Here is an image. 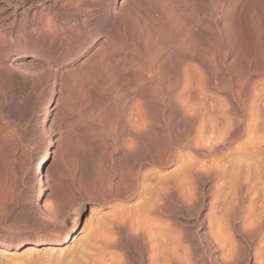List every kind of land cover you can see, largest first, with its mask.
<instances>
[{
  "label": "rangeland",
  "instance_id": "rangeland-1",
  "mask_svg": "<svg viewBox=\"0 0 264 264\" xmlns=\"http://www.w3.org/2000/svg\"><path fill=\"white\" fill-rule=\"evenodd\" d=\"M86 1L87 0H72V1H70V0H65V1H63V0H0V126H2L0 129H2V132L4 131L3 137L6 140L5 144H0V152L3 154L2 155L0 153L1 158H2V160L5 159L3 163L0 162V166L2 165L0 167V170H2L1 168H3V170H4L7 167L5 172H7V170H8V173H5V172H2V173L4 175L8 174L12 177L17 173L15 176H17V175L18 176L17 177L14 176L15 178L13 177V181L16 179L14 181V187H15L16 191L19 188L21 190V191L18 190V191H20L19 193L17 192L18 194L16 193V195L19 197L17 198L16 206L13 207L11 212H8L10 215L9 214L7 215V213L6 214H0V241L9 242L10 244H12V246H10L6 249L0 248V264H92V263H94V260H96L98 258L96 252H100V254H102L101 250L105 251V252L108 251L110 254H112L111 256H113L115 254L114 255V257H116L115 260L116 261L118 260V262L120 261L119 262L120 264H154V263L155 264H158V263L162 264L163 263L162 257L160 258V254L162 255V253H160L159 251H157V253L152 251V253H154V254L156 253V255L152 254L151 257L149 256L150 251L146 247V245H147L146 239L149 238V240L151 242L154 241V242H152V246L155 249L158 246V244H162L163 241H164V245H163L164 247L169 246L168 240L162 241V239H166V237L169 235H171V236L173 235L174 237L176 236L175 237L176 240H178L179 237L181 238L180 239V241H181L180 250L177 252L178 264H252L253 263L252 262L253 256L250 255V253L253 250L254 242L259 241V242H261V245H264V243H263L264 242L263 241L264 240V213H263L264 212V195H262V197H260L261 193L264 194V190H262V189H264L263 188L264 187V180H263L264 176L263 175H260L256 171H255L256 176H255V172H253V171H252L253 173L247 171L249 173L247 175L246 170L244 168L234 166V169H232L233 166H231L228 168V174L222 173L220 175L222 177L219 176L217 179H215L216 181L215 180L211 181V183L214 184L213 185L214 191H212L213 190L212 188H211L212 190L209 189V191H208V187L211 184H209L207 181L204 183H201V182H199V180L197 181V179L195 177L194 178L196 180L195 179L194 180L196 182L194 181L193 185H196V183H197V185L192 186L191 185L192 183H190L186 178H184V173L179 169V164H180L179 159L177 160V163H176V160H174V161L170 162L169 164L162 165L163 167L160 165L151 164L150 159H148L149 153L146 154L148 151L150 152V150H151L150 148H148L149 150L147 148H145V147H149L147 144H145L147 146H145L144 148H142L144 146V144H139L138 147H140V148L136 147L138 149V151L136 148H134V152H132L133 149L130 150V152H129V149L134 147V146H129L130 148H128L127 154L122 155V153H120L121 150L117 148V145L114 143V140H112V138L114 139L112 134L108 135L107 137L103 136L102 133H101V135L100 134L97 135V133H99L98 129H99V131L102 128L105 129V127H103V126H104L105 121H106V117H104V118L102 117V119H100L99 115H97V114L99 112V108H100L99 106H101L100 109L103 108L102 110L107 109L109 118L111 116H113L115 113H117V114L123 113L124 114L125 111H127L128 107L132 105V102H134L135 99L138 98L139 92H142V91L144 92L145 90H148L149 87H152V90H158L156 88V85H158L157 83L160 82L162 84H165L166 77H164V75L166 74L167 68L171 69L169 67L170 66L169 64H171L169 61L175 63L174 59L178 58L177 60H181V58H182V60H183L185 57H188V54L190 53V51L187 50V48L193 49V47H194V50L197 51V49L199 47H202L203 44L206 45L205 42L209 45L212 44L211 46L213 48L215 46H216L215 47L216 49H219L220 46H221V49L223 48L222 50L225 52V55L222 58L218 55H217V57L222 62L220 64V61H219V66L221 65L224 69L221 66L219 68H222L221 70L225 71L224 74L227 73V75H226L227 77H230V74H231V77H233V75H234L233 78H237V77L240 78L241 77L240 79H242V76H243L244 77L243 79H246L248 77L247 80H248L249 85L252 84L254 80L261 78L260 79L261 84L257 85V88L264 87V63H263L264 62V54H263L264 53V0H154V1L153 0H130L128 3V6L127 5L125 6V9H127L129 11L128 16L129 17L131 16V18H129V20L130 21H131V19H133V20H132V22L129 21V23L125 24V25L122 22L119 23L117 30L119 32L122 30L120 32V34L122 32L123 33L121 35H118L119 39L116 40L111 45V47H110L111 49H109L110 53H111V55L109 56V67L107 66L108 62L107 63L102 62L99 64V66L97 64H94V62H92L93 64L90 63L91 65H89V67L94 65L91 68L92 69L95 68V71L91 74H88V76L84 78V76L81 77V75H83V74H80V70L78 69L80 67H77V65L80 66L81 64L82 65L85 64L86 60H88L86 58L90 57L92 51H94L95 47L97 46L96 44H98L101 41L102 37L104 36V28L106 27L107 20L109 19V16H107V13H108L107 10L109 7L108 4H110V3L112 4V2L114 0H109V1L108 0H92V1L88 0V2H86ZM62 2H64V3H62ZM118 2H119V0H116V4ZM130 2H131L133 7L134 6L136 7V8L134 7L135 8L134 10H135V12L137 10L139 12V13L137 12L138 14H135L134 10L132 9L133 7L131 8V6H130ZM153 2H155V3L153 4ZM156 2H158V4L159 3L160 4L158 5ZM61 3H62V6H61ZM68 3L69 4L71 3V6H69ZM59 4H60V7H62V8L64 7V8L63 9L60 8ZM72 4H73L74 8L72 7ZM85 4H86V6H82ZM162 4L165 6H162ZM63 5H65V6H63ZM52 6H54V7H52ZM90 6H91V8H89ZM161 6L167 7L166 8L167 10H164L165 8H162ZM175 6H176V8H175ZM49 8H51V9H49ZM130 8H131L132 13H130L131 12L129 10ZM170 8L172 9L171 13L173 12V15L177 14L174 16L175 18L177 17V20H174L175 22L172 21V19L174 18L173 15L170 16V13H169ZM179 8H180L181 13L179 12ZM219 8H220V10H219ZM67 9H69V11H67ZM158 10H159V12H158ZM174 10H176V12ZM213 10H214V12H213ZM221 10H222V12H221ZM62 11H64V12H62ZM74 11L78 14H76ZM106 11H107V13H106ZM71 12H73V13H71ZM96 12L98 15H96ZM99 12H100V14H99ZM177 12H179V14ZM223 12H225V13H223ZM84 13H86V14H84ZM183 13L185 15L181 21L180 18H182ZM162 14H164V15L161 16ZM186 14H188V15H186ZM220 14H221V16H220ZM100 15H102V16H100ZM138 15L141 17V19L139 17H138L139 19L136 18V16H138ZM167 15H169L168 17L171 19L170 21H169V18L167 17ZM178 15H179V18H178ZM250 15L252 16V19L254 21L251 19ZM186 16H188V17H186ZM185 17L188 18L187 21H186ZM253 17L256 19H254ZM257 17H258V19H257ZM164 18L165 19L167 18V19L165 20ZM137 19L140 22L142 20V22L140 24L141 28H139V30H138V25L140 22ZM189 19L190 20L192 19L190 21L191 22L190 25H189V23H190ZM239 19H241V20L239 21ZM255 20H256V23L258 24L257 27H260V28H257V27L255 28V26L257 25L255 23ZM143 21L145 24L147 23L148 25H150V26L146 25L147 27H149L148 29L145 26V24H143ZM166 21L169 23V25H167V26H166ZM177 21L181 22L183 24L185 23V24L180 25V24H178ZM192 21H193V23H192ZM234 21H235V23H234ZM89 23H91V25ZM222 23H224V24H222ZM133 24L134 25L137 24V25L134 26ZM186 24H187V26H185ZM217 24L219 25V27H218L219 29L222 27L221 28L222 30L219 31V29L217 28V26H218ZM228 24H230V25H228ZM123 26H124V28H123ZM143 26L145 28H143ZM170 26H172V27H170ZM180 26L182 27L180 29V32L181 33L183 32L182 34L186 33L185 28H188V29H186V31L190 30L189 32H187V34H184L182 37H183V41H186V43L190 42L189 44L191 45L192 48L188 47L190 45L187 44L188 45L187 47H186V45L185 46L181 45L184 48V49L183 48L181 49L180 48L181 46L178 44V42H176L175 39H173L175 37L174 31H175L176 27L180 28ZM191 26H193V27H191ZM135 27H137V29ZM151 27L154 29V31L152 29V31H153L152 33H151ZM169 27H170V29L168 30ZM183 27H185V28L183 29ZM62 28H63V30H61ZM132 28H134V29H132ZM211 28H212V30H211ZM226 28L228 30L233 29L234 31L233 30L227 31ZM140 29H142V30H140ZM254 29H255V31H254ZM259 29H260V31H259ZM50 30L53 31V33ZM124 30H126V31H124ZM147 30H149L150 32ZM170 30L173 31V32H171L172 35H170V33H169ZM208 30H211L212 32H214V34ZM256 30H257V32L259 31L260 34H259V32L257 33ZM49 31H50V33H48ZM139 31H143L142 35ZM145 31H147L148 33L147 32L144 33ZM235 31L236 32L240 31L238 33V35L236 34L237 36L234 35L236 33ZM154 32L157 35H155ZM206 32L210 36L207 37L208 34ZM124 33L126 34L125 36H124ZM201 34L204 36L202 37ZM227 34H228V37H226ZM255 34H256V36H255ZM148 35H151L150 36V37H152L151 40L153 39L152 40L153 43L151 46H148L151 43V42H149L150 39H148V37H149ZM211 35H213V36H211ZM172 36H173V38H172ZM50 37H52V38H50ZM123 37H124V39H123ZM141 37H142V39H141ZM212 37H214V38H212ZM222 37H224V39H222ZM120 38H122V39H120ZM132 38H133V40H132ZM146 38L149 42L148 44H147ZM237 38H239V39H237ZM49 39H52V40H49ZM129 39H130V41H129ZM211 39H213V40H211ZM225 39H227V40H225ZM160 40H163L165 44L163 43V41H160ZM192 40L194 41L195 44L193 43ZM141 41H144L142 43H144L145 45L142 44ZM155 41L161 42L164 45L161 43L158 44ZM217 41L220 43L218 44ZM228 41L230 42V44ZM196 42H200V43H197V45H196ZM237 42H239V43H237ZM241 42H243L245 44V46H248V48L251 45L250 49L245 48V46H242L244 44ZM155 43L158 45V47H156ZM191 43H193L194 46ZM224 43L225 44L227 43V44L225 45ZM246 43H247V45H246ZM213 44H214V46H213ZM217 44L219 45L218 47H217ZM220 44H222V45H220ZM234 44H235V46H237L239 44L242 47H240L238 45L237 49L238 48L239 49L237 50L236 47H234ZM256 44H257V46H255ZM258 45L260 47H258ZM145 46H146V48H145ZM153 46H155L156 48H154ZM159 46H161V47H159ZM168 46L170 47V49L172 51L169 49ZM262 46H263V49H262ZM147 47L149 48V52L144 51L147 49ZM151 47L154 48L155 50L152 49ZM164 47H166V48H164ZM185 47H186V49H185ZM157 48L158 49L162 48V49L158 50V51H160V52H158V51H156ZM240 48H241V50H245V49L246 50L242 52L240 50ZM253 48H255V49H253ZM256 48H258V49H256ZM259 48H261V49H259ZM151 49H152L153 54L157 53V55H156L157 60H158V61L156 60L157 63L162 64L161 70L162 69L163 70L160 72V69H159L156 73V75L158 76L159 74H161L163 72V75L161 74V76H160V81H159V76L157 78L156 75L153 74V72H149L151 82H143V81L141 82L138 74H136L135 72H133L132 74L126 75V76L116 74L117 72L121 71L120 69L124 68L127 64L125 61L120 60V57L124 58V59L126 58V60H129V61L131 59V63L134 62L133 64L136 67H138V66L142 67L145 63L150 62L151 60L152 61L154 60L152 58L153 55L151 56V54H152ZM165 49L167 50V53L169 52L170 54H166L164 52V51H166ZM183 50H187V51H183ZM229 50H231V51H229ZM259 50L260 51L262 50V51L260 52ZM90 51H91V53H90ZM162 51L166 55H164L162 53ZM235 51H237L238 53L237 52L235 53ZM257 51H258V53H257ZM159 53H161V54H159ZM87 54H89V56H86ZM144 54H146V55H144ZM148 54H150L149 55L151 58L150 61H149L150 58H148L149 57ZM184 54H186V56H184ZM233 54H235V57H233L234 56ZM236 54H238V55L240 54V55L238 56ZM145 56H147V57H145ZM246 56H248V57H246ZM160 57L162 59L163 58L164 59L162 60ZM165 57H167V58H165ZM231 57H232V59H231ZM84 58L86 59L85 62L83 61ZM115 58L116 59L118 58V60H115ZM253 58L256 62L253 60ZM232 60L234 61V64H233ZM236 60H239L241 63L239 61H236ZM245 60H246V62L248 61L247 62L248 65L244 64ZM229 61H231V64ZM79 62H81V63L79 64ZM110 62H113V64ZM168 62H169V64H168ZM224 63L226 65H223ZM252 63H255V64H252ZM258 63H260L259 67L256 66V64L258 65ZM101 64H103V65H101ZM249 64H250V67H251V65L252 66L254 65L255 68H253V67L250 68ZM74 65H76V66H74ZM164 65H165V68L163 67ZM167 65H169V66H167ZM235 65H236V67H235ZM73 66L77 67L74 69L79 70V71L76 70V72H79V73H76L75 71L73 72V73H76L77 75L79 74L80 75V76L78 75L79 77H77V75L73 77L72 73H71V75H69L70 73H68L67 74L68 76L66 75L68 78L67 77H64L65 79L63 78L65 82L67 81L66 83L68 85L66 83H63L64 81L63 82L61 81L63 83V84H61L60 82L54 80L55 79L54 78L55 76H53L54 74H56V75L61 74V73L66 72V70L70 71L71 69L69 70L68 68L69 67L72 68ZM103 66H104V68L106 66V68L104 69ZM187 66H188L187 70H189V69L192 70V67H190L189 65H187ZM225 66L226 67L229 66V69H227ZM171 67H173L172 64H171ZM234 67L236 70L234 69ZM246 67H247V71L245 69ZM64 68H67V69L65 70ZM111 68H114L115 72L109 71V70H113ZM232 68H233V70H231ZM239 68H241V69H239ZM164 69H166V70H164ZM251 69H252L253 73H251L252 72ZM254 69H257V70H255V72H254ZM60 70H61V72L59 73ZM153 70L154 69H152L151 71H153ZM191 70L189 71L190 75H191ZM230 71H232V72L234 71L235 74H234V72L231 73ZM49 72L50 73L52 72V73L50 74ZM101 72H103V73H101ZM164 72H165V74H164ZM192 72H193V70H192ZM241 72H243V73H241ZM109 73H111L110 74L111 76L109 75ZM45 74H46V76H45ZM102 74H105V76L107 75L106 80H104L105 76L104 75L102 76ZM193 74L194 73H192V77L190 76V78H191V81L194 82V78H193L194 75ZM239 74H240V77H239ZM50 76H51V78H50ZM235 76H237V77H235ZM152 77H153V79H155V77H156L157 80L156 79L153 80ZM119 78L121 80H119ZM125 78L126 79L128 78V79L123 81ZM161 78H163L164 80ZM73 79H76V80H73ZM77 79H79V80H77ZM72 80H73V83H72ZM81 80H83L84 85H82L83 83ZM84 80H85V82H84ZM75 81L76 82L79 81V82L76 83ZM87 81H88V83H87ZM119 81H120V83H119ZM157 81H159V82H157ZM161 81H164V82H161ZM121 82H123V83L121 84ZM71 83L74 84L75 86L74 85L72 86ZM117 84H119L118 87L116 86ZM77 85H79V86H77ZM67 86H69V88L71 90L68 89ZM76 86L78 87L77 90H76ZM64 87H65V89H64ZM119 87H122V88H119ZM123 88H124V90H122ZM58 89H60V90H58ZM73 89L76 91H74ZM143 89H145V90H143ZM78 90H80V91H78ZM128 90H130L131 92ZM36 91H38V92H36ZM61 91L64 94L65 101L68 102L69 107L66 103H65L66 105H64L65 108L63 106L64 103L61 104L63 107L57 103V99L55 97H57V94H59V92H61ZM120 91H121V93H120ZM65 93L67 95H65ZM130 93L133 95L132 97H131V95H129ZM191 93H192V91H191ZM187 94L188 93H185L184 97ZM98 95H100L104 99L99 98L100 96H98ZM37 96H38V98H37ZM113 97L116 100H114ZM125 98H128V99H125ZM98 100H100V101H98ZM106 100H107V102H106ZM121 100H122V102H121ZM123 100H124V102H123ZM135 103L136 102H134V104ZM103 105H104V107H102ZM44 106H46V108ZM55 107H56L57 111H59L61 109L60 107H62L63 110L66 109L65 112L63 111L65 114L63 112H62L63 114L57 113L58 116L61 115L60 116L61 118H59V117L57 118V115H56L57 111L54 110ZM57 107H59V109ZM110 109H111V111H110ZM61 110L59 112H61ZM67 111H69V112H67ZM32 113H34V114H32ZM54 113H55V115H53ZM62 115L67 116V117L64 118ZM95 116H98L96 118L99 119V121L95 118ZM55 119H57V120L59 119L58 120V122H59L58 126L59 127L57 126L58 122L55 121ZM39 121H40L41 125L38 124ZM52 121L55 123V125L53 124ZM48 122H51V124H49ZM48 125H50V126L53 125L51 127L52 129ZM62 125H63V127H62ZM3 127L7 128V131H5L6 129H4ZM38 127H39V129H38ZM40 127H41V129H40ZM57 127H58V130H57ZM59 128H62V131ZM63 128L67 129L68 131L65 130L67 132H63L64 131ZM169 128H171V127H168L167 129H165V131L167 130V132H168V130H170ZM37 130H39V131H37ZM47 130H48V133H47ZM117 130H116L115 140L119 139V137H118L119 130L118 131ZM8 131H10L9 134H11L10 136L13 138H11L9 136ZM12 131L15 133H13ZM54 131H56V132H54ZM60 131H61V133H63V135L60 133ZM58 132L60 133V136L62 137L61 138L62 148L60 150L61 151L60 154L62 155V153L64 151H65V153H63L64 155H62L63 157L61 156V160L59 159L60 154L57 155L58 156L57 162H59V163L61 162L60 164L57 163L56 160H54L55 162L53 161L51 163L52 167L50 165L47 168L46 164H45V166H44L45 167L44 168L45 175H50V174H52L51 172L56 171L55 174L57 175L58 180H60V183L62 181V186H63V184H64V186L65 185L67 186V187H63L64 189L66 188V190H67V188H68L67 191H69L71 186H72V188L73 187L75 188L74 189L75 191L72 190V188L70 190L73 191L72 192L73 195L76 192L75 193L76 195L74 196V198L76 197L77 199L75 198V200H77V201H76V204L74 206V209L71 208L69 210L70 212H68L69 214H68V218L66 221H64L63 218L52 219V217L51 218L49 217L48 219L45 218L44 220L43 219H35V221H34L32 219V215L30 214V212L28 211V213H27V210L29 208V201L33 200V197H35V193H34L35 190L32 189V188H34L33 187L34 181H33V177H32V169L34 168L35 164L37 163V156L39 154L40 148L43 146L46 147V145H48L47 143H48L49 137H55V138L58 137L59 136ZM12 134H13V136H12ZM39 134H41V135H39ZM44 134H45V136H44ZM66 134H70V135H66ZM14 137H15V139H14ZM40 138H41V140H40ZM101 138H103V139H101ZM106 140H108V142L111 145L108 142H106ZM102 141L103 142L105 141L104 143H106V144H104V143L102 144ZM110 141H112L113 143H111ZM20 143H21V145L22 144H24V145H22V147H21ZM64 143H67L66 144L67 147ZM13 144H15V145L13 146ZM68 144H69V146H68ZM105 145H107V146L109 145V146L107 147ZM12 146H13V148L15 147L14 149L12 148L14 151V155H15V157H13L14 159L11 157L9 158L8 154L4 153L7 151V149L9 147H12ZM25 146L27 147L26 153L24 152L26 150ZM64 146L67 149H65ZM71 146H73V149ZM105 147H107V148H105ZM20 148H22V150ZM70 148H71V150H70ZM74 148L77 150L74 151ZM141 148L145 149V151H147V152H145ZM3 149H5L6 151ZM17 149H19V150H17ZM112 149H114L116 151H113ZM135 149L137 152V158H139L137 160L138 163H137V161H135L137 158L136 159L134 158V157H136ZM139 149H141L140 151H144V152H140ZM69 150L71 153H69ZM72 151L74 153L77 152L78 156L76 153V156H75V154H73V155H70V157H68L69 154H72ZM27 152H28V154H27ZM139 152H140V154L145 153L146 155L142 154L139 156V154H138ZM24 153H25V155H24ZM131 153H133L135 156ZM17 154L18 155L21 154L20 155L21 157L18 156ZM26 154H27L28 158H26ZM4 156H5V158H4ZM22 156H25V157H23V159H22ZM29 156H30V158H29ZM57 156H56V158H57ZM118 156H120V160H118L119 159ZM144 156H146L145 157V159L147 158L146 160L144 159ZM187 156L189 158H186ZM184 157L187 160H190V161L192 160L191 162H194L195 164L197 163V165H198V163L200 165L201 163H204L207 161L206 158H204V160H205L204 161L203 159L197 158L193 154H186V155H184ZM1 158H0V161H2ZM195 158H197L199 161ZM6 160L7 161L10 160V162L7 163V162H5ZM14 160H15V162H14ZM26 160H28V161H26ZM130 160H131V162H130ZM27 162L29 163L28 165H26ZM74 162H76L77 164L76 163L74 164ZM129 162L131 164H133V162L136 163L135 165L133 164L134 168L130 167L132 165ZM5 163H7L6 164L7 166L5 165L6 167H4V165H3ZM116 163H117V165H116ZM220 163L224 164V161L223 162L219 161L218 164H220ZM21 164H25L28 167L27 170H23ZM57 164H59V165H57ZM120 164H122V165L125 164V165L120 166ZM128 164L130 166H128ZM222 164H220V165H222ZM8 165H9V167H8ZM54 165H56V166H54ZM142 165H143V167H142ZM137 166H138L139 170L137 169ZM175 166H177V167H175ZM145 167H147L146 168L147 172H146L145 176L142 178V176L140 175L141 174L140 172L143 171V168L145 169ZM132 168L136 172L138 170L139 174L137 175V178L138 179L140 178L142 181L139 179L133 185L131 184V181H130L131 185L129 184V186L128 185L126 186L124 184L125 183L128 184V182H125V181H128V179L130 180L129 176H127V173L129 171L130 172L133 171ZM235 168H236V170L239 168V170H238L239 173L237 171L238 176H236ZM13 169H14V171H13ZM96 169H98V171ZM189 169L194 175V168L189 167L188 171H189ZM229 169H230V171H229ZM10 170L13 172H11ZM49 170H51V172ZM105 170H107V174H106ZM120 170H122V171L119 172ZM125 170L127 173L125 172ZM233 170H234V172H232ZM243 170H245V171H243ZM110 171H112V172H110ZM180 171L182 172L181 173L182 175H180ZM47 172L48 173L50 172V174H47ZM87 172H88V174H87ZM225 172L227 173V169L225 170ZM261 172L263 173V171H261ZM112 173H113V175H112ZM118 173H123V175L125 174V176H124L125 178L123 177L124 178L123 179L121 177V174L118 175ZM159 173L162 175V177H165L168 175L167 179L166 178L161 179L160 178L161 175ZM176 173H178V175H176ZM55 174L53 173L52 175L56 177ZM108 174L111 176V178ZM148 174H149V177H148ZM189 174H191V173H189ZM229 174H230V176L228 177ZM21 175H23V176H21ZM85 175H87V177ZM106 175L110 178L109 180H108ZM154 175H155V177H154ZM158 175H160V176H158ZM82 176L84 178L86 177L83 180L87 183V184H85L87 188L84 187L85 182L81 179ZM88 177L89 178L91 177V178L89 179ZM145 177H147V178H145ZM227 177H228V179H227ZM120 178H122L124 181H122V179L120 180ZM126 178H127V180H126ZM144 178L148 181V183ZM150 178H152V179H150ZM168 178H171V181ZM236 178L238 181L236 180ZM24 179H26V180L24 181ZM79 179H81L80 184H78L80 181ZM153 179H154V181L152 182ZM179 179H181V180H179ZM184 179H186V180L184 181ZM19 180H21V181H19ZM106 180H108V183ZM173 180H174V182H172ZM46 181H48V180L45 179V182ZM149 181H150V184L152 186H155V188L150 186ZM163 181L166 183L168 181L169 182L166 184ZM180 181H182V183H179ZM240 181H241V184H240ZM24 182H25V184H24ZM94 182H98V183L94 184ZM154 182L155 183L157 182L156 183L157 185ZM176 182H178L181 185L183 184L182 185L183 187H180L181 185L177 184ZM88 183H89V185H88ZM144 183H146L148 185H146ZM262 183H263V185H262ZM77 184H78V186H77ZM170 184L171 185L173 184V186L171 187ZM185 184L192 186V187H188ZM198 184H199V186H198ZM208 184H209V186H208ZM81 185H82V188H81ZM166 185H168V186H166ZM142 186H143L144 190L142 189ZM176 186H177V188L179 187V189L175 188ZM78 187H79V189H78ZM121 187L124 188L126 191L124 189H122ZM193 187H194V189H192ZM126 188L128 189V191ZM90 189H92V190H90ZM152 189H153V191H152ZM160 189H162V190H160ZM164 189H166V190H164ZM187 189H190L191 192H190V190H187ZM195 189H196V193H195V191H193ZM31 190H33V191H31ZM94 190L95 191L97 190V191L95 192ZM157 190H160V191L157 192ZM106 191H107L106 195L108 197L104 196L105 195L104 192H106ZM108 191H109V193H108ZM162 191H163V193H161ZM171 191H173L174 193L175 192L178 193L179 196H180V194L183 193L182 195H184L183 197H185V199L181 198L182 195L180 197L178 195L175 196L176 193L173 195V192H171ZM231 192H233V193H231ZM92 193H94V194H92ZM101 193H103L104 195ZM160 194H162L163 199L161 198ZM170 194L173 195V199L175 197V199H174L175 201L171 198L172 196ZM165 195L168 196L167 199H166ZM186 195L189 197H186ZM177 196L179 198H176ZM26 198H28V199H26ZM164 198H165V200H164ZM153 199H154V201H153ZM155 199H156V201L158 199L160 201L158 200L156 202ZM177 199H179V200H177ZM182 199L184 202H181ZM47 200H49V199H47ZM185 200H187V201H185ZM48 202H50V201H48ZM153 202H155L156 204ZM152 203H153V205H151ZM157 203H159V204H157ZM148 204H150V205H148ZM156 205H157V207H155V208H157V209L154 208V206H156ZM27 206H28V208H27ZM151 206H152V208H151ZM149 207L151 208V210ZM158 208H159V210H158ZM153 209L156 211H154ZM73 210L76 211V214L78 216L77 232L75 233L74 237L71 240H69L66 243H62V238L65 234L64 228L69 226L70 221L73 220ZM152 210H153V212H152ZM148 211H150L151 214ZM120 213L122 216L120 215ZM49 219H51V220H49ZM55 219H57V220H55ZM120 219H122V220H120ZM58 221L61 223H59ZM127 223L130 225V227ZM134 227H135V229H134ZM139 230H141V232L144 234H142V233L140 234ZM135 234L138 236L140 235L139 236V238H140L139 240L141 242L140 245L138 243L137 244L135 243V245H134V242H135L134 239L136 236ZM142 235H143V237H142ZM146 235L149 237L145 238ZM158 236H160L159 237L160 239L158 238ZM164 236H165V238H164ZM171 236H170V238H174ZM107 237H109V238H107ZM161 237H162V239H161ZM112 239L114 240V242L112 241ZM102 240L105 241L104 243H106L109 240V242L111 244L109 242L108 243H109V246L111 245V247L105 246V245L103 246ZM38 242H44V244H41ZM50 242H52V243L49 244ZM100 242L102 244H99ZM112 242H113V245H112ZM155 242H156V244H155ZM160 242H162V243H160ZM153 243L156 246H154ZM166 243H167V245H166ZM101 246H102V248H101ZM105 247H106V249H105ZM222 252L224 254L225 253H228V254H227V256H225V258L221 262V260H219V259H221ZM263 254H264V248H263V250L258 251L256 253V256H255L256 260L259 258L258 261H256L257 264H264V255ZM117 256L120 258H118ZM147 256H148V258H147ZM153 256H154V258H153ZM155 256L156 257L159 256V257L155 258ZM99 258H100V256H99ZM149 258H150V260H149ZM151 258H152V260H151ZM156 259H158V260H156ZM228 259H230V260H228ZM159 261H161V262H159Z\"/></svg>",
  "mask_w": 264,
  "mask_h": 264
},
{
  "label": "bare ground",
  "instance_id": "bare-ground-1",
  "mask_svg": "<svg viewBox=\"0 0 264 264\" xmlns=\"http://www.w3.org/2000/svg\"><path fill=\"white\" fill-rule=\"evenodd\" d=\"M63 1H65V0H63ZM70 1H72V0H70ZM92 1V0H91ZM109 1V0H108ZM129 1L130 0H119V2L116 4V0H114L113 2H112V4L110 3V4H108L109 5V7H108V13H107V11H106V13H107V16H109V19L107 20V25H106V27L104 28V36L102 37V39H101V41L98 43V44H96L97 46L95 47V49H94V51H92V53H91V51H90V53H91V55H90V57H88V58H86V59H88V60H86L85 58H84V62H85V60H86V62H85V64H81L80 66H78L77 65V67H80V68H78L79 70H80V74H83V75H81V77L82 76H84V78L85 77H87L88 76V74H91V73H93L94 71H95V68H91V67H93L94 65H92V66H90L89 67V65H91V64H93L92 62H94V64H97L98 66H99V64L100 63H102V62H105V63H107V66L109 67V56L111 55V53H110V50L109 49H111L110 47H111V45L116 41V40H118L119 39V37H118V35H121L120 34V32L122 31H118L117 30V27H118V25H119V23L120 22H122V23H124V25L125 24H128L129 23V18H131V16L129 17L128 16V10L127 9H125V6L127 5L128 6V3H129ZM154 1V0H153ZM57 2V1H56ZM55 2V3H56ZM59 2V1H58ZM83 2V1H82ZM85 2V1H84ZM86 2H88V0L86 1ZM104 2V1H103ZM111 2V1H110ZM205 2V1H204ZM62 3H64V2H62ZM62 3H61V6H62ZM155 2H153V4H154ZM157 4H158V2H156ZM262 3V2H261ZM52 4V3H51ZM74 4V3H73ZM73 4H72V7H73ZM102 4V3H101ZM160 4V3H159ZM158 4V5H159ZM57 5V4H56ZM66 5V4H65ZM65 5H63V6H65ZM68 5L69 6H71V3L69 4L68 3ZM88 5V4H87ZM91 5V4H90ZM134 5V4H133ZM55 6V5H54ZM54 6H52V7H54ZM82 6H86V4L85 5H82ZM99 6V5H98ZM130 6H131V8L133 7L132 6V4H131V2H130ZM162 6H165V5H163L162 4ZM161 6V7H162ZM58 7V6H57ZM56 7V8H57ZM59 7H60V4H59ZM67 7V6H66ZM81 7V6H80ZM88 7V6H87ZM100 7V6H99ZM107 7V6H106ZM105 7V8H106ZM135 7V6H134ZM132 8L133 10L136 8ZM171 7V6H170ZM60 8H62V7H60ZM64 8V7H63ZM62 8V9H63ZM69 8V7H68ZM74 8V7H73ZM89 8H91V6L89 7ZM88 8V9H89ZM131 8L129 9L130 11H131ZM162 8H165L164 10H167L166 8L167 7H162ZM169 8V7H168ZM174 8V7H173ZM175 8H176V6H175ZM222 8V7H221ZM49 9H51V8H49ZM59 9V8H58ZM57 9V10H58ZM61 9V10H62ZM72 9V8H71ZM107 9V8H106ZM73 10V9H72ZM99 10V9H98ZM97 10V11H98ZM127 10V11H126ZM161 10V9H160ZM171 8L169 9V13H170V16L171 15H173V12L171 13ZM219 10H220V8H219ZM67 11H69V9H67ZM163 11V10H162ZM175 12H176V10H174ZM178 11V10H177ZM184 11V10H183ZM60 12V11H59ZM62 12H64V11H62ZM61 12V13H62ZM66 12V11H65ZM75 12V11H74ZM78 12V11H77ZM134 12H135V10H134ZM138 11L136 10V12H135V14H138L137 13ZM158 12H159V10H158ZM165 12V11H164ZM163 12V13H164ZM179 12H180V8H179ZM179 12H177L178 14H179ZM211 12V11H210ZM213 12H214V10H213ZM217 12V11H216ZM221 12H222V10H221ZM71 13H73V12H71ZM76 13V12H75ZM89 13V12H88ZM103 13V12H102ZM130 13H132V11L130 12ZM161 13V12H160ZM168 13V14H169ZM181 13V12H180ZM185 13V12H184ZM183 13V16H182V18H180L181 19V21H182V19H183V17H184V14ZM223 13H225V12H223ZM222 13V14H223ZM70 14V13H69ZM76 14H78V13H76ZM84 14H86V13H84ZM99 14H100V12H99ZM134 14V15H135ZM158 14V13H157ZM167 14V13H166ZM165 14V15H166ZM189 14V13H188ZM188 14H186V15H188ZM75 15V14H74ZM96 15H98L97 14V12H96ZM141 15V14H140ZM164 14H162L161 16H163ZM175 15H177V14H175ZM175 15H173V17L175 16ZM209 15V14H208ZM214 15V14H213ZM224 15V14H223ZM86 16V15H85ZM89 16V15H88ZM100 16H102V15H100ZM150 16V15H149ZM169 15H167V17H168ZM220 16H221V14H220ZM251 16V15H250ZM95 17V16H94ZM93 17V18H94ZM97 17V16H96ZM140 18L141 19V17L138 15V16H136V18ZM165 17V16H164ZM186 17H188V16H186ZM185 17V18H186ZM191 17V16H190ZM189 17V18H190ZM213 17V16H212ZM225 17V16H224ZM227 17V16H226ZM229 17V16H228ZM236 17V16H235ZM239 17V16H238ZM242 17V16H241ZM106 18V17H105ZM108 18V17H107ZM134 18V17H133ZM138 18V19H139ZM145 18V17H144ZM143 18V19H144ZM169 18V17H168ZM172 18V17H171ZM175 18V17H174ZM172 19V21H174V20H177V17L175 18V19ZM178 18H179V15H178ZM243 18V17H242ZM254 18V17H253ZM137 19V20H138ZM165 19V18H164ZM167 19V18H166ZM165 19V20H166ZM179 19V20H180ZM187 19L188 18H186V21H187ZM211 19V18H210ZM218 19V18H217ZM216 19V20H217ZM223 19V18H222ZM251 19H252V16H251ZM254 19H256V18H254ZM257 19H258V17H257ZM132 20L133 19H131V21L130 22H132ZM171 19L169 18V21H170ZM185 20V19H184ZM192 20V19H191ZM190 19H189V22L191 21ZM225 20V19H224ZM229 20V19H228ZM241 19H239V21H240ZM244 20V19H243ZM253 20V19H252ZM136 21V20H135ZM139 21V20H138ZM147 21V20H146ZM163 21V20H162ZM219 21V20H218ZM217 21V22H218ZM245 21V20H244ZM250 21V20H249ZM254 21V20H253ZM137 22V21H136ZM140 22V21H139ZM141 22H142V20H141ZM141 22L139 23V25H138V30H139V28H141L140 27V24H141ZM164 22V21H163ZM175 22V21H174ZM178 22V21H177ZM184 22V21H183ZM258 22V21H257ZM105 23V22H104ZM134 23V22H133ZM165 23V22H164ZM168 22L166 21V26L167 25H169V23L167 24ZM173 23V22H172ZM192 23H193V21H192ZM210 23V22H209ZM221 23V22H220ZM225 23V22H224ZM224 23H222V24H224ZM234 23H235V21H234ZM250 23V22H249ZM255 23H256V20H255ZM51 24V23H50ZM90 25H91V23H89ZM103 24V23H102ZM143 24H145L144 23V21H143ZM178 24H180V25H184L183 23H181V22H178ZM191 24V22L189 23V25ZM257 24V23H256ZM123 25V24H122ZM132 25V24H131ZM134 25V24H133ZM137 25V24H136ZM136 25H134V26H136ZM150 26V25H148L147 23L145 24V26ZM171 25V24H170ZM175 25V24H174ZM173 25V26H174ZM215 25V24H214ZM218 25V24H217ZM216 25V26H217ZM228 25H230V24H228ZM255 25V24H254ZM46 26V25H45ZM127 26V25H126ZM146 26V27H147ZM177 26V25H176ZM179 26V25H178ZM185 26H187V24L185 25ZM253 26V25H252ZM258 26V24L255 26V28ZM49 27V26H48ZM91 27V26H90ZM131 27V26H130ZM170 27H172V26H170ZM170 27L168 28V30L170 29ZM175 27V26H174ZM191 27H193V26H191ZM214 27V26H213ZM219 27V25L217 26V28ZM239 27V26H238ZM254 27V26H253ZM123 28H124V26H123ZM136 29H137V27H135ZM143 28H145L144 26H143ZM149 27H147V29H148ZM167 28V27H166ZM182 27L180 26V28H178V27H176V29H175V37L173 38V36H172V38L173 39H175V41L176 42H178V44L181 46V45H186V47L188 46V45H190L189 43L190 42H188V43H186V41H183V35L184 34H187V32H189L190 30H188V31H186V29H188V28H185V27H183V29L185 28V32L186 33H184V34H182L181 32H180V29H181ZM222 28V27H221ZM219 29V31L220 30H222V29ZM257 28H260V27H257ZM49 29V28H48ZM126 29V28H125ZM132 29H134V28H132ZM152 27H151V33L154 31V29H153V31H152ZM210 29V28H209ZM224 29V28H223ZM227 29V28H226ZM238 29V28H237ZM240 29V28H239ZM52 30V29H51ZM50 30V31H51ZM61 30H63V28L61 29ZM95 30V29H94ZM140 30H142V29H140ZM150 30V29H149ZM149 30H147V31H149ZM211 30H212V28H211ZM211 30H208V31H211ZM225 30V29H224ZM233 30V29H232ZM232 30H228L227 29V31H232ZM236 30V29H235ZM46 31V30H45ZM50 31L48 32V33H50ZM124 31H126V30H124ZM128 31V30H127ZM147 31H145L144 33H146ZM182 31V30H181ZM226 31V30H225ZM234 31V30H233ZM254 31H255V29H254ZM259 31H260V29H259ZM258 31V32H259ZM52 33H53V31H51ZM129 32V31H128ZM140 33H141V35H142V33H143V31H139ZM150 32V31H149ZM171 32H173V31H171L170 30V35H172L171 34ZM236 32V31H235ZM240 32V31H239ZM238 31L234 34V35H238V33H239ZM253 32V31H252ZM256 32H257V30H256ZM257 32V33H258ZM44 33V32H43ZM148 33V32H147ZM155 33V32H154ZM193 33V32H192ZM207 33V32H206ZM211 33H213L214 34V32H212L211 31ZM222 33V32H221ZM247 33V32H246ZM103 34V33H102ZM133 34V33H132ZM195 34V33H194ZM203 34V33H202ZM201 34V35H202ZM208 34V33H207ZM206 34V35H207ZM223 34V33H222ZM259 34H260V32H259ZM126 34L124 33V36H125ZM154 35V34H153ZM155 35H157L156 33H155ZM236 35V36H237ZM102 36V35H101ZM149 37L151 36V35H148ZM204 35H202V37H203ZM208 36H210L209 34L207 35V37ZM211 36H213V35H211ZM215 36V35H214ZM223 36V35H222ZM231 36V35H230ZM233 36V35H232ZM240 36V35H239ZM238 36V37H239ZM255 36H256V34H255ZM49 37V36H48ZM53 37V36H52ZM52 37H50V38H52ZM75 37V36H74ZM128 37V36H127ZM148 37V39H150L151 40V38L152 37H150L149 38ZM155 37V36H154ZM153 37V38H154ZM226 37H228V34H227V36ZM140 38V37H139ZM210 38V37H209ZM208 38V39H209ZM212 38H214V37H212ZM233 38V37H232ZM120 39H122V38H120ZM123 39H124V37H123ZM127 39V38H126ZM141 39H142V37H141ZM144 39V38H143ZM157 39V38H156ZM159 39V38H158ZM172 39V40H173ZM186 39V38H185ZM222 39H224V37H222ZM237 39H239V38H237ZM49 40H52V39H49ZM132 40H133V38H132ZM146 40H147V38H146ZM149 40V42H151L150 43V45H148V46H151L152 45V43H153V39L150 41ZM210 40V39H209ZM211 40H213V39H211ZM225 40H227V39H225ZM229 40V39H228ZM125 41V40H124ZM129 41H130V39H129ZM139 41V40H138ZM160 41H163V40H160ZM188 41V40H187ZM190 41V40H189ZM193 41V40H192ZM197 41V40H196ZM241 41V40H240ZM51 42V41H50ZM49 42V43H50ZM118 42V41H117ZM142 42H144V41H141V43ZM148 42V40H147V44L149 43ZM156 43H161V42H158V41H155ZM212 42V41H211ZM218 42V41H217ZM226 42V41H225ZM229 42V41H228ZM236 42V41H235ZM128 43V42H127ZM140 43V42H139ZM155 43V45H156V47H158V45ZM163 43H164V41H163ZM163 43H161V44H163ZM193 43H194V41H193ZM193 43H191L193 46H194V44ZM197 43H200V42H196V45H197ZM220 42H218V44H219ZM237 43H239V42H237ZM241 43H243V42H241ZM240 43V44H241ZM257 43V42H256ZM142 44H144V43H142ZM146 44V45H147ZM160 44V45H161ZM165 44V43H164ZM163 44V45H164ZM188 44V45H187ZM205 44L206 45H202V47H199L198 49H197V51L196 50H194V47H193V49H188L187 48V50H189L190 51V53L188 54V57H185L183 60H182V58H181V60H177V59H174L175 60V63H173V62H171V61H169L172 65H173V67H171V64H169V62H168V64L170 65H167V66H169L171 69H168L167 68V71H166V74H165V72H164V77H166V81H165V84H162V83H160L159 81H160V76H161V74L163 75V72L161 73V74H159L158 76H159V81H157V82H159V83H157L158 85H156V88L158 89V90H152V87H149L148 88V90H145V89H143V90H145L144 92L142 91V92H139L138 93V98L137 99H135V101L134 102H136L135 104H134V102H132V105L131 106H129L128 107V109H127V111H125V113L123 114V113H121V114H117V113H115L113 116H111L110 118H109V115H108V111H107V109H105V110H102V109H100L101 108V106H99L98 108H99V112H98V114L97 115H99V117H100V119H102V117L104 118V117H106V121H105V124H104V126L103 127H105V129H100V131H99V129H98V132L99 133H97V135L98 134H100L101 135V133L103 134V136H105V137H107L108 135H110V134H112V136L114 137V139L112 138V140H114V143L117 145V148L118 149H120L121 150V152L120 153H122V155H126L127 154V152H128V148H130L129 146H134L133 148H130L129 149V152H130V150H132V152H134V148H140V147H138L139 146V144H144V146L142 147L141 145V147L142 148H144L145 146H149V147H145V148H150L151 150H150V152L148 151H145V149H142V150H144L145 152H147L146 154H148L149 153V158L148 159H150V163L151 164H153V165H160V166H162V165H166V164H169L170 162H172V161H174V160H176V163H177V160L179 159L180 160V164H179V169L184 173V178H186L190 183H192L191 185L192 186H196L197 185V183H196V185H193V183H194V181L197 179V181L199 180V182H201V183H204V182H208L209 184H211L210 186H209V184H208V191H209V189H213V185L214 184H212L211 183V181H213V180H215V179H217L222 173L223 174H228V168L229 167H231V166H233V168L232 169H234V166L235 167H242V168H244L245 170H246V174L248 175L249 173L248 172H258L260 175H263L264 176V87H259V88H257V85H259V84H261V78H258V79H256V80H254L253 81V83L252 84H248V80H247V78L246 79H243L244 77L242 76V79H240L241 77H240V74H239V77L240 78H238L237 76H235V77H237V78H233L234 77V75H233V77H231V74H230V77H227L226 75H227V73H225L224 74V70L222 71L221 69L223 68L221 65V67L222 68H219L220 66H219V61H220V59L217 57V55L218 56H220L221 58L225 55V52L221 49V46L219 47V49H216L215 47L213 48L211 45H209V44H207L206 42H205ZM216 44V43H215ZM217 44V47L219 46ZM225 44V43H224ZM227 44V43H226ZM225 44V45H226ZM229 44H230V42H229ZM233 44V43H232ZM244 44V43H243ZM250 44V43H249ZM258 44V43H257ZM257 44L255 45V46H257ZM51 45V44H50ZM132 45V44H131ZM140 45V44H139ZM145 45V44H144ZM220 45H222V44H220ZM224 45V46H225ZM239 45V44H238ZM237 45V46H238ZM246 45H247V43H246ZM253 45V44H252ZM91 46V45H90ZM162 46V45H161ZM161 46H159V47H161ZM199 46V45H198ZM197 46V47H198ZM213 46H214V44H213ZM237 46H235V44H234V47H236V49H237ZM240 47H242V46H245V44L244 45H239ZM251 46V45H250ZM250 46H249V48H248V46H245V48H248V49H250ZM137 47V46H136ZM144 47V46H143ZM154 48H156L155 46H153ZM163 47V46H162ZM167 47V46H166ZM166 47H164V48H166ZM169 47V46H168ZM186 47H185V49H186ZM188 47H191V45L190 46H188ZM223 47V46H222ZM226 47V46H225ZM231 47V46H230ZM253 47V46H252ZM258 47H260L259 45H258ZM60 48V47H59ZM140 48V47H139ZM145 48H146V46H145ZM152 48V47H151ZM154 48H152V49H154ZM163 48V49H164ZM181 49L183 48L182 46L180 47ZM192 48V47H191ZM148 49V50H147ZM147 49L146 50H144V51H148L149 52V48L147 47ZM152 49H151V56H152V58L156 61L157 60V53L156 54H153V52H152ZM160 49H162V48H157L156 49V51H158V50H160ZM169 49H170V47H169ZM184 49V48H183ZM231 49V48H230ZM239 49V48H238ZM237 49V50H238ZM253 49H255V48H253ZM256 49H258V48H256ZM259 49H261V48H259ZM262 49H263V46H262ZM136 50V49H135ZM134 50V51H135ZM138 50V49H137ZM142 50V49H141ZM155 50V49H154ZM166 50V49H165ZM171 50V49H170ZM174 50V49H173ZM187 50H183V51H187ZM233 50V49H232ZM240 50H241V48H240ZM246 50V49H245ZM245 50H241L242 52L243 51H245ZM252 50V49H251ZM250 50V51H251ZM143 51V52H144ZM172 51V50H171ZM170 51V52H171ZM188 51V52H189ZM229 51H231V50H229ZM260 51V50H259ZM262 51V50H261ZM260 51V52H261ZM158 52H160V51H158ZM166 54H170L169 52L167 53V50L166 51H164ZM227 52V51H226ZM237 51H235V53H236ZM89 53V54H90ZM146 53V52H145ZM162 53H163V51H162ZM172 53V52H171ZM228 53V52H227ZM238 53V52H237ZM257 53H258V51H257ZM263 53V52H262ZM89 54H87L86 56H89ZM159 54H161V53H159ZM164 54V53H163ZM166 54H164V55H166ZM231 54V53H230ZM264 54V53H263ZM144 55H146V54H144ZM150 54H148V56H149ZM173 55V54H172ZM183 55V54H182ZM229 55V54H228ZM234 56L233 57H235V54H233ZM236 55H238V54H236ZM240 55V54H239ZM238 55V56H239ZM184 56H186V54H184ZM260 56V55H259ZM85 57V56H84ZM118 57V56H117ZM145 57H147V56H145ZM163 57V56H162ZM217 57V58H216ZM227 57V56H226ZM237 57V56H236ZM246 57H248V56H246ZM261 57V56H260ZM82 58V57H81ZM111 58V57H110ZM142 58V57H141ZM148 58H150V56L148 57ZM161 58V57H160ZM165 58H167V57H165ZM114 59V58H113ZM146 59V58H145ZM162 59V58H161ZM164 59V58H163ZM162 59V60H163ZM231 59H232V57H231ZM249 59V58H248ZM247 59V60H248ZM260 59V58H259ZM115 60H118V58L116 59L115 58ZM120 60H122V61H125L127 64H126V66L124 67V68H121L120 70L121 71H119V72H117L116 74H120V75H122V76H126V75H129V74H132L133 72H135L136 74H138V76H139V79L141 80V82L143 81V82H151V80H150V76H149V72H153V74H155L156 75V73H157V71L160 69V72L163 70H161V65L162 64H158L157 63V61L155 62L154 60L152 61L151 60V58L149 59V61L150 62H147V63H145L142 67H136L133 63L134 62H132L131 63V59H130V61L129 60H126V58L124 59V58H121L120 57ZM230 60V59H229ZM253 60H254V58H253ZM72 61V60H71ZM228 61V60H227ZM226 61V62H227ZM233 61V60H232ZM236 61H239V60H236ZM255 61V60H254ZM160 62V61H159ZM230 62V64H231V61H229ZM240 62V61H239ZM238 62V63H239ZM248 62V61H247ZM247 62H246V60L244 61V64H247ZM256 62V61H255ZM263 62V61H262ZM78 63V62H77ZM81 62H79V64H80ZM91 63V64H90ZM104 63V64H105ZM110 63H112L113 64V62H110ZM121 63V62H120ZM163 63V62H162ZM167 63V62H166ZM222 62L220 61V64H221ZM236 63V62H235ZM237 63V64H238ZM241 63V62H240ZM264 63V62H263ZM233 64H234V61H233ZM252 64H255V63H252ZM259 64L260 63H258V65L256 64V66H258L259 67ZM101 65H103V64H101ZM111 65V64H110ZM166 65V64H165ZM165 65L163 66L164 68H165ZM187 65H189L190 67H192V70H193V72H192V70L191 69H189V70H187L188 69V66ZM223 65H226L225 63L223 64ZM248 65V64H247ZM72 66V65H71ZM74 66H76V65H74ZM69 67L68 69L70 70V71H67L66 69L67 68H64L65 70H66V72H64V73H61V74H54L53 76H55L53 79L55 80V81H58V82H60L61 84H63V83H66L65 81H64V77H67L68 75V73H70L69 75H71V73L73 74L72 76L74 77V76H76L77 74L76 73H79V72H76V70H78V69H74V68H77V67ZM114 66V65H113ZM116 66V65H115ZM230 66V65H229ZM229 66L228 67H226L227 69H229ZM232 66V65H231ZM241 66V65H240ZM97 67V66H96ZM101 67V66H100ZM118 67V66H117ZM235 67H236V65H235ZM235 67H234V69H235ZM244 67V66H243ZM249 67H250V64H249ZM251 67H253V68H255L254 67V65L252 66L251 65ZM250 67V68H251ZM102 68V67H101ZM103 68H104V66H103ZM105 68H106V66H105ZM104 68V69H105ZM154 69L153 71H151L152 69ZM63 69V68H62ZM73 69V70H72ZM108 69V68H107ZM111 69H113V70H109V71H114L115 72V69L114 68H111ZM224 69V68H223ZM239 69H241V68H239ZM238 69V70H239ZM246 69V71H247V67L245 68ZM258 69V68H257ZM257 69H254V72H255V70H257ZM78 70V71H79ZM88 70V71H87ZM99 70V69H98ZM164 70H166V69H164ZM191 70V75L189 74L190 71ZM231 70H233V68L231 69ZM236 70V69H235ZM55 71V70H54ZM76 72V73H73V72ZM104 71V70H103ZM108 71V70H107ZM251 71H252V69H251ZM250 71V72H251ZM61 72V70L59 71V73ZM63 72V71H62ZM84 72V73H83ZM100 72V71H99ZM231 73H233L232 71H230ZM238 72V71H237ZM240 72V71H239ZM50 73V72H49ZM52 73V72H51ZM50 73V74H51ZM101 73H103V72H101ZM105 73V72H104ZM159 73V72H158ZM192 73H194L193 75H194V82L193 81H191V78H190V76L192 77ZM241 73H243V72H241ZM245 73V72H244ZM247 73V72H246ZM249 73V72H248ZM251 73H253V71L251 72ZM250 73V74H251ZM75 74V75H74ZM106 74V73H105ZM105 74H102V76L104 75L105 76ZM111 73H109V75H110ZM115 74V75H116ZM229 74V73H228ZM234 74H235V72H234ZM67 75V76H66ZM79 75V74H78ZM77 75V77H79ZM167 75V76H166ZM237 75V74H236ZM243 75V74H242ZM248 75V74H247ZM45 76H46V74H45ZM107 76V75H106ZM105 76V77H106ZM111 76V75H110ZM153 76V75H152ZM158 76L156 75V77L158 78ZM72 77V78H73ZM104 77V80H106L107 79V77L105 78ZM156 77H155V79H156ZM246 77V76H245ZM50 78H51V76H50ZM64 78V79H63ZM68 78V77H67ZM66 78V79H67ZM109 78V77H108ZM112 78V77H111ZM122 78V77H121ZM192 78V79H193ZM48 79V78H47ZM80 79V78H79ZM79 79H77V80H79ZM83 79V78H82ZM110 79V78H109ZM128 79V78H127ZM126 78L123 80V81H125V80H127ZM135 79V78H134ZM152 79H153V77H152ZM155 79H153V80H155ZM161 79H163V78H161ZM263 79V78H262ZM52 80V79H51ZM68 80V79H67ZM73 80H76V79H73ZM73 80H72V83H73ZM112 80V79H111ZM119 80H121L120 78H119ZM157 80V79H156ZM164 80V79H163ZM63 83H62V82ZM82 81V83H83V80H81ZM80 81V82H81ZM89 81V80H88ZM88 81H87V83H88ZM118 81V80H117ZM116 81V82H117ZM51 82V81H50ZM76 82V81H75ZM79 81H77L76 83H78ZM84 82H85V80H84ZM115 82V81H114ZM138 82V81H137ZM136 82V83H137ZM140 82V83H141ZM153 82V81H152ZM161 82H164V81H161ZM71 83V84H72ZM118 83V82H117ZM119 83H120V81H119ZM123 82H121V84H122ZM130 83V82H129ZM155 83V82H154ZM46 84V83H45ZM53 84V83H52ZM67 84V83H66ZM120 84V85H121ZM153 84V83H152ZM54 85V84H53ZM68 85V84H67ZM70 85V84H69ZM74 84H72V86H73ZM80 85V84H79ZM79 85H77V86H79ZM82 85H84V83L82 84ZM137 85V84H136ZM155 85V84H154ZM58 86V85H57ZM61 86V85H60ZM64 86V85H63ZM75 86V85H74ZM76 86V90H77V87ZM81 86V85H80ZM117 87L119 86V84H117L116 85ZM115 86V87H116ZM133 86V85H132ZM262 86V85H261ZM68 87V89H70L69 88V86H67ZM53 88V87H52ZM58 88V87H57ZM74 88V87H73ZM119 88H122V87H119ZM118 88V89H119ZM130 88V87H129ZM54 89V88H53ZM64 89H65V87H64ZM58 90H60V89H58ZM62 90V89H61ZM71 90V89H70ZM74 90V89H73ZM76 90H74V91H76ZM122 90H124V88L122 89ZM152 90V91H151ZM53 91V90H52ZM67 91V90H66ZM78 91H80V90H78ZM128 91H130V90H128ZM191 91H192V93H191ZM36 92H38V91H36ZM73 92V91H72ZM119 92V91H118ZM131 92V91H130ZM68 93V92H67ZM71 93V92H70ZM120 93H121V91H120ZM119 93V94H120ZM185 93H188L187 95H185V97H184V94ZM65 95H67L66 93H65ZM117 95V94H116ZM129 95H131V97L133 96L131 93L129 94ZM98 96H100V95H98ZM112 96V95H111ZM135 96V95H134ZM128 97V96H127ZM37 98H38V96H37ZM40 98V97H39ZM56 99H57V103L59 104V105H61V104H63V106L64 105H68V102L67 101H65V96H64V94L62 93V91L61 92H59V94H57V97H55ZM99 98H102V99H104L103 97H99ZM98 98V99H99ZM114 98V97H113ZM117 98V97H116ZM68 99V98H67ZM97 99V98H96ZM109 99V98H108ZM125 99H128V98H125ZM124 99V100H125ZM113 100V99H112ZM114 100H116L115 98H114ZM118 100V99H117ZM124 100H123V102H124ZM98 101H100V100H98ZM119 101V100H118ZM106 102H107V100H106ZM121 102H122V100H121ZM47 103V102H46ZM56 103V104H57ZM66 103V104H65ZM71 103V102H70ZM118 103V102H117ZM39 104V103H38ZM55 104V103H54ZM98 104V103H97ZM102 104V103H101ZM104 104V103H103ZM119 104V103H118ZM134 104V105H133ZM122 105V104H121ZM124 105V104H123ZM62 106V105H61ZM62 106V107H63ZM45 108H46V106H44ZM62 107H60L61 109V112H59V111H57V109H56V107H55V109L54 110H56L55 112H56V115H57V118L59 117V118H61L60 116V114L64 111H66V109L65 110H63V108ZM68 107H69V105H68ZM102 107H104V105L102 106ZM106 107V106H105ZM120 107V106H119ZM58 109H59V107H57ZM64 108H65V106H64ZM67 108V107H66ZM113 109V108H112ZM119 109V108H118ZM121 110V109H120ZM36 111V110H35ZM46 111V110H45ZM110 111H111V109H110ZM34 112V111H33ZM63 112V113H64ZM67 112H69V111H67ZM66 112V113H67ZM96 112V111H95ZM119 112V111H118ZM57 113H60L59 115L60 116H58V114ZM62 113V114H63ZM32 114H34V113H32ZM65 114V113H64ZM53 115H55V113L53 114ZM94 115V114H93ZM63 116V115H62ZM45 117V116H44ZM64 118L65 117H67V116H63ZM94 117V116H93ZM96 117H98V116H95V118ZM63 119V118H62ZM94 119V118H93ZM97 119V118H96ZM40 120V119H39ZM59 120V119H58ZM58 120L57 119H55V121H57L58 122ZM98 121H99V119H97ZM44 121V120H43ZM47 121V120H46ZM54 121V120H53ZM52 121V122H53ZM61 121V120H60ZM103 121V122H104ZM56 122V123H57ZM97 122V121H96ZM49 124H51V122H48ZM38 124H40V121L38 122ZM53 124L55 125V123L53 122ZM41 125V124H40ZM43 125V124H42ZM59 125V122L57 123V126ZM5 126V125H4ZM39 126V125H38ZM44 126V125H43ZM48 126H50V125H48ZM47 126V127H48ZM53 126V125H52ZM52 126H50V128L52 127ZM2 126H0V128H1ZM42 127V126H41ZM41 127H40V129H41ZM59 127V126H58ZM58 127H57V130H58ZM62 127H63V125H62ZM168 127H171V128H169L170 130H168V132H167V130L165 131V129H167ZM4 129H6L5 131H7V128H5V127H3ZM10 129V128H9ZM38 129H39V127H38ZM52 129V128H51ZM61 131H62V128H59ZM64 129V128H63ZM119 130V133H118V137H119V139L118 140H115V138H116V130ZM12 130V129H11ZM65 130H67V129H64V131L63 132H67V131H65ZM117 130V131H118ZM0 144H5V139H4V137H3V132H2V129H0ZM37 131H39V130H37ZM46 131V130H45ZM61 131H60V133H61ZM9 132L10 131H8V134H9ZM13 132V131H12ZM54 132H56V131H54ZM13 133H15V132H13ZM47 133H48V130H47ZM46 133V134H47ZM59 133V132H58ZM60 133H59V136H60ZM69 133V132H68ZM71 133V132H70ZM95 133V132H94ZM62 135H63V133H61ZM96 134V133H95ZM11 134H9V136H10ZM39 135H41V134H39ZM66 135H70V134H66ZM76 135V134H75ZM93 135V134H92ZM12 136H13V134H12ZM15 136V135H14ZM44 136H45V134H44ZM51 136V135H50ZM58 136V135H57ZM58 136V137H59ZM11 137V136H10ZM42 137V136H41ZM58 137H49V139H48V145H46V147L45 146H43V147H41L40 148V151H39V154H38V156H37V163L35 164V166H34V168L32 169V177H33V181H34V188H32V189H34L35 190V197H33V200H31V201H29V208H28V206H27V208H28V210H27V213H28V211L30 212V214L32 215V219L35 221V219H45V218H51L52 217V219H54V218H63V220L64 221H66L67 220V218H68V212H70L69 210L72 208V209H74V206H75V204H76V201L77 200H75V198H74V196L76 195L75 193H74V195H73V191H71L70 189L72 188V186H71V188L69 189V191H67L68 190V188H67V190H66V188L64 189L63 187H67L66 185L64 186V184H63V186H62V181H61V183H60V180H58V177H57V175L55 174L56 173V171L55 172H51V170H49L52 174L54 173L55 175H56V177L55 176H53L52 174H50V172L48 173L47 172V174H50V175H45V171H44V166H45V164H46V167L48 168L50 165H51V163L54 161V160H56V162H57V159H58V156L57 155H59L60 154V150H61V148H62V141H61V136L58 138ZM65 137V136H64ZM67 137V136H66ZM77 137V136H76ZM100 137V136H99ZM11 138H13V137H11ZM10 138V139H11ZM48 138V137H47ZM68 138V137H67ZM14 139H15V137H14ZM101 139H103V138H101ZM40 140H41V138H40ZM44 140V139H43ZM63 140V139H62ZM67 140V139H66ZM111 140V139H110ZM73 141V140H72ZM128 141V142H127ZM8 142V141H7ZM6 142V143H7ZM13 142V141H12ZM64 142V141H63ZM66 142V141H65ZM101 142V141H100ZM105 142V141H104ZM103 141H102V144L104 143ZM106 142H108V140H106ZM111 143H113L112 141H110ZM16 143V142H15ZM109 143V142H108ZM107 143V144H108ZM8 144V143H7ZM41 144V143H40ZM65 145L67 144V143H64ZM104 144H106V143H104ZM110 144V143H109ZM145 144H147V145H145ZM15 144H13V146H14ZM18 145V144H17ZM22 145H24V144H22ZM22 145H21V143H20V146L22 147ZM27 145V144H26ZM43 145V144H42ZM100 145V144H99ZM111 145V144H110ZM11 146V145H10ZM13 146L12 147H9L8 149H7V151L5 150V149H3V150H5L6 152H4V153H6V154H8V156H9V158L11 157V158H13V157H15V155H14V151H13V149L15 148H13ZM68 146H69V144H68ZM105 146H107V145H105ZM109 146V145H108ZM107 146V147H108ZM24 147V146H23ZM26 147V146H25ZM65 147V146H64ZM66 147H67V145H66ZM65 147V149H67ZM72 147V149H73V146H71ZM107 147H105V148H107ZM111 147V146H110ZM113 147V146H112ZM13 148V149H12ZM78 148V147H77ZM115 148V147H114ZM136 148V149H137ZM21 150H22V148H20ZM136 149H135V153H136V157H134L135 159L137 158V152H136ZM141 149H139V151L141 150ZM17 150H19V149H17ZM20 150V151H21ZM63 150V149H62ZM70 150H71V148H70ZM70 150H69V153H71L70 152ZM75 150H77V149H75L74 148V151ZM113 151H116V150H114V149H112ZM149 150V149H148ZM2 151V150H1ZM24 151V150H23ZM22 151V152H23ZM26 151H27V147H26V150L24 151L25 153H26ZM137 151H138V149H137ZM144 151H140V152H144ZM91 152V151H90ZM140 152L138 153L139 154V156L140 155H142V154H145V153H142V154H140ZM1 153V152H0ZM20 153V152H19ZM25 153H24V155H25ZM63 153H65V151L63 152ZM62 153V155H64ZM77 153V152H76ZM76 153H74L73 151H72V154H69V156L68 157H70V155H73V154H75V156H76ZM2 154V153H1ZM1 154H0V158H1ZM5 154V155H6ZM16 154V153H15ZM23 154V153H22ZM27 154H28V152H27ZM27 154H26V158H28V156H27ZM131 154H133V153H131ZM145 154V155H146ZM186 154H193L194 156H196L197 158H199V159H203L204 160V158H206L207 159V161L206 162H204V163H201L200 165H199V163H198V165H197V163L195 164L194 162H191L190 160H187V159H185V157H184V155H186ZM3 155V154H2ZM18 155V154H17ZM21 155V154H20ZM20 155H18V156H20ZM36 155V154H35ZM61 154L59 155V159L61 160V156H62ZM134 155V154H133ZM132 155V156H133ZM56 156H57V158H56ZM77 156H78V153H77ZM135 156V155H134ZM192 156V155H191ZM7 157V156H6ZM21 157V156H20ZM23 157H25V156H22V159H23ZM63 157V156H62ZM73 157V156H72ZM119 157V159L118 160H120V156H118ZM143 157V156H142ZM141 157V158H142ZM145 157L146 156H144V159H145ZM4 158H5V156H4ZM8 158V159H9ZM29 158H30V156H29ZM56 158V159H55ZM186 158H189L188 156L186 157ZM191 158V157H190ZM194 158V157H193ZM197 158H195V159H197ZM14 159V158H13ZM74 159V158H73ZM139 158H137L135 161H137ZM147 159V158H146ZM145 159V160H146ZM1 160H2V158H1ZM5 160V159H4ZM4 160H2V161H0V162H4ZM11 160V159H10ZM10 160L9 161H5V162H10ZM16 160V159H15ZM15 160H14V162H15ZM25 160V159H24ZM198 160V159H197ZM224 161V164H222V163H220V164H222V165H220V164H218V162L219 161H221V162H223ZM20 161V160H19ZM23 161V160H22ZM26 161H28V160H26ZM31 161V160H30ZM75 161V160H74ZM148 161V160H147ZM146 161V162H147ZM194 161V160H193ZM199 161V160H198ZM202 161V160H201ZM205 161V160H204ZM13 162V163H14ZM17 162V161H16ZM25 162V161H24ZM55 162V161H54ZM130 162H131V160H130ZM129 162V163H130ZM179 162V161H178ZM203 162V161H202ZM7 163H5V164H3L4 165V167H6L7 165ZM12 163V162H11ZM26 163V162H25ZM57 163H59V162H57ZM61 163V162H60ZM59 163V164H60ZM76 162H74V164H75ZM118 163V162H117ZM117 163H116V165H117ZM137 163H138V161H137ZM29 163L27 162V164L26 165H28ZM31 164V163H30ZM54 164V163H53ZM56 164V163H55ZM59 164H57V165H59ZM77 164V163H76ZM131 164V163H130ZM133 164L135 165L136 163H134L133 162ZM133 164H131L132 166H130L129 164H128V166H130V167H133L134 168V166H133ZM141 164V163H140ZM177 164V165H178ZM6 165V166H5ZM10 165V164H9ZM9 165H8V167H9ZM25 164H21V166H22V168H23V170H27V166H26ZM32 165V164H31ZM122 164H120V166H121ZM123 165H125V164H123ZM122 165V166H123ZM127 165V164H126ZM2 166V165H1ZM0 166V167H1ZM14 166V165H13ZM54 166H56V165H54ZM139 166V165H138ZM138 166H137V169H138ZM150 166V165H149ZM159 166V167H160ZM25 167V168H24ZM51 167H52V165H51ZM99 167V166H98ZM142 167H143V165H142ZM163 167V166H162ZM175 167H177V166H175ZM189 167H193L194 168V175H193V173L190 171V169H189V171H188V168ZM12 168V167H11ZM132 168V170L133 171H129L128 173L126 172V170H125V172L127 173V176H129V178H130V180L128 179V181H125V182H128V184L127 183H125L124 185H128L129 186V184H130V181H131V184L133 185L134 183H136L139 179L137 178V175L139 174V172H138V170H137V172L136 171H134V169ZM136 168V167H135ZM146 168L147 167H145V169L143 168V171H141L140 173V175L142 176V178L145 176V174H146V172H147V170H146ZM157 168V167H156ZM241 168V169H242ZM2 170H0V214H6L7 213V215L9 214L8 212H11L12 211V209H13V207L14 206H16V204H17V198L19 197V196H17L16 195V193L18 192H20L21 190H20V188L18 189V190H20V191H16V189H15V187H14V181L16 180H14L13 181V177L17 174H15L13 177L12 176H10V175H8V174H3L2 172H5L6 171V169H7V167H6V169H4L3 170V168H1ZM10 169V168H9ZM18 169V168H17ZM21 169V168H20ZM54 169V168H53ZM142 169V168H141ZM176 169V168H175ZM227 169V173L225 172V170ZM55 170V169H54ZM53 170V171H54ZM97 171H98V169H96ZM131 170V169H130ZM235 170H236V168H235ZM239 170V168L236 170V176H238L237 175V171ZM245 170H243V171H245ZM11 171V170H10ZM13 171H14V169H13ZM13 171H11V172H13ZM47 171V170H46ZM95 171V170H94ZM106 171V174H107V170H105ZM122 170H120L119 172H121ZM156 171V170H155ZM180 171V175H182L181 172ZM193 171V170H192ZM229 171H230V169H229ZM248 171V172H247ZM261 171H263V173L261 172ZM110 172H112V171H110ZM124 172V173H125ZM158 172V171H157ZM172 172V171H171ZM225 172V173H224ZM232 172H234V170L232 171ZM252 172V173H253ZM256 172H255V176H256ZM5 173H8V170H7V172H5ZM23 173V172H22ZM28 173V172H27ZM58 173V172H57ZM82 173V172H81ZM174 173V172H173ZM179 173V172H178ZM178 173H176V175H178ZM189 173H191V174H189ZM230 173V172H229ZM238 173H239V171H238ZM59 174V173H58ZM86 174V173H85ZM87 174H88V172H87ZM119 174H121V177L123 178L124 176H125V174L123 175V173H118V175ZM160 174V173H159ZM258 174V175H259ZM13 175V174H12ZM24 175V174H23ZM23 175H21V176H23ZM60 175V174H59ZM58 175V176H59ZM82 175V174H81ZM80 175V176H81ZM84 175V174H83ZM92 175V174H91ZM109 175V174H108ZM112 175H113V173H112ZM151 175V174H150ZM161 175V174H160ZM160 175H158V176H160ZM193 175V176H192ZM18 176V175H17ZM17 176H15V177H17ZM86 177H87V175H85ZM107 176V175H106ZM110 176V175H109ZM140 176V177H141ZM168 176V175H167ZM167 176H165V177H162V175H161V179L162 178H166L167 179ZM225 176V175H224ZM227 176V175H226ZM230 176V174L228 175V177ZM245 176V175H244ZM251 176V175H250ZM14 177V178H15ZM29 177V176H28ZM85 177V178H86ZM92 177V176H91ZM90 177V178H91ZM95 177V176H94ZM148 177H149V174H148ZM151 177V176H150ZM154 177H155V175H154ZM153 177V178H154ZM176 177V176H175ZM181 177V176H180ZM196 179H195V178ZM220 177H222V176H220ZM228 177H227V179H228ZM240 177V176H239ZM238 177V178H239ZM248 177V176H247ZM24 178V177H23ZM80 178V177H79ZM83 176L81 177V179L83 180V179H85ZM89 178V177H88ZM87 178V179H88ZM89 178V179H90ZM97 178V177H96ZM107 178H108V180L111 178V176H110V178L107 176ZM122 178H120V180L122 179ZM125 178V177H124ZM123 178V179H124ZM145 178H147V177H145ZM144 178V179H145ZM159 178V177H158ZM159 178V179H160ZM183 178V177H182ZM226 178V177H225ZM250 178V177H249ZM255 178V177H254ZM27 179V178H26ZM26 179H24V181L26 180ZM45 179H47L48 181H46L45 182ZM61 179V178H60ZM76 179V178H75ZM81 179H79L78 181H79V183L78 184H80V182H81ZM122 179V181H124ZM150 179H152V178H150ZM168 179H170V181H171V178H168ZM173 179V178H172ZM186 179H184V181L186 180ZM195 179V180H194ZM245 179V178H244ZM31 180V179H30ZM108 180H106L107 181V183H108ZM126 180H127V178H126ZM141 180V179H140ZM146 180V179H145ZM144 180V181H145ZM149 180V179H148ZM179 180H181V179H179ZM183 180V179H182ZM236 180H237V178H236ZM254 180V179H253ZM263 180H264V177H263ZM19 181H21V180H19ZM18 181V182H19ZM77 181V180H76ZM84 181V180H83ZM90 181V180H89ZM142 181V180H141ZM147 181V180H146ZM154 181V179L152 180V182ZM158 181V180H157ZM178 181V180H177ZM183 181V182H184ZM216 181V180H215ZM214 181V182H215ZM238 181V180H237ZM242 181V180H241ZM241 181H240V184H241ZM17 182V183H18ZM85 182V181H84ZM164 182V181H163ZM169 182V181H168ZM167 182V183H168ZM172 182H174V180L172 181ZM187 182V181H186ZM185 182V183H186ZM196 182V181H195ZM220 182V181H219ZM261 182V181H260ZM259 182V183H260ZM83 183V182H82ZM81 183V184H82ZM95 183H98V182H94V184ZM106 183V182H105ZM111 183V182H110ZM122 183V182H121ZM139 183V182H138ZM141 183V182H140ZM147 183H148V181H147ZM155 183V182H154ZM157 183V182H156ZM155 183V184H156ZM164 183H166V182H164ZM166 183V184H167ZM171 183V182H170ZM177 184H179V183H182V181H180L179 183L178 182H176ZM221 183V182H220ZM24 184H25V182H24ZM78 184H77V186H78ZM85 184H87L86 182L84 183V187L85 188H87L86 187V185ZM116 184V183H115ZM130 184V185H131ZM144 184H146V183H144ZM149 184H150V181H149ZM207 184V183H206ZM218 184V183H217ZM216 184V185H217ZM88 185H89V183H88ZM93 185V184H92ZM91 185V186H92ZM122 185V184H121ZM141 185V184H140ZM146 185H148V184H146ZM157 185V184H156ZM165 185V184H164ZM171 185V184H170ZM179 185H181V184H179ZM183 185V184H182ZM180 186V187H183V186ZM186 185V184H185ZM262 185H263V183H262ZM21 186V185H20ZM97 186V185H96ZM104 186V185H103ZM123 186V185H122ZM136 186V185H135ZM145 186V185H144ZM150 186L151 187H154L155 188V186H152L151 184H150ZM159 186V185H158ZM166 186H168V185H166ZM165 186V187H166ZM173 186V184L171 185V187ZM186 186H188V187H192V186H189V185H186ZM198 186H199V184H198ZM89 187V186H88ZM125 187V186H124ZM133 187V186H132ZM147 187V186H146ZM163 187V186H162ZM164 187V188H165ZM170 187V186H169ZM23 188V187H22ZM81 188H82V185H81ZM91 188V187H90ZM122 188V187H121ZM148 188V187H147ZM153 188V189H154ZM158 188V187H157ZM175 188H177V186L175 187ZM264 188V187H263ZM31 189V188H30ZM75 188L73 187L72 188V190H74ZM78 189H79V187H78ZM122 189H124V188H122ZM127 189V188H126ZM130 189V188H129ZM141 189V188H140ZM142 189H143V186H142ZM151 189V188H150ZM153 189H152V191H153ZM159 189V188H158ZM167 189V188H166ZM166 189H164V190H166ZM177 189H179V187L177 188ZM185 189V188H184ZM191 189V188H190ZM190 189H187V190H190ZM192 189H194V187L192 188ZM207 189V188H206ZM211 189V190H212ZM90 190H92V189H90ZM125 190V189H124ZM123 190V191H124ZM144 190V189H143ZM147 190V189H146ZM160 190H162V189H160ZM160 190H157V192H159ZM173 190V189H172ZM229 190V189H228ZM262 190H264V189H262ZM24 191V190H23ZM31 191H33V190H31ZM75 191V190H74ZM85 191V190H84ZM95 191V190H94ZM97 191V190H96ZM95 191V192H96ZM126 191V190H125ZM127 191H128V189H127ZM131 191V190H130ZM150 191V190H149ZM183 191V190H182ZM186 191V190H185ZM193 191H195V193H196V189L195 190H193ZM212 191H214V189L212 190ZM255 191V190H254ZM25 192V191H24ZM148 192V191H147ZM169 192V191H168ZM171 192H173V191H171ZM187 192V191H186ZM190 192H191V190H190ZM211 192V191H210ZM260 192V191H259ZM17 193V194H18ZM22 193V192H21ZM105 193V195L103 194V193H101V194H103L105 197H108L106 194H107V191L106 192H104ZM108 193H109V191H108ZM151 193V192H150ZM161 193H163V191L161 192ZM166 193V192H165ZM176 193V192H175ZM174 192H173V195L175 194ZM182 193V192H181ZM194 193V194H195ZM209 193V192H208ZM231 193H233V192H231ZM23 194V193H22ZM29 194V193H28ZM92 194H94V193H92ZM156 194V193H155ZM167 194V193H166ZM183 194V193H182ZM182 194H180V196L182 195ZM185 194V193H184ZM127 195V194H126ZM146 195V194H145ZM158 195V194H157ZM161 195V198L163 199V197H162V194H160ZM171 196V198L173 199V195L172 194H170ZM176 195H178L179 196V194L178 193H176L175 194V196ZM188 195V194H187ZM186 195V197H189V196H187ZM262 195H264V194H262L261 193V196L260 197H262ZM155 196V195H154ZM164 196V195H163ZM166 196V195H165ZM176 197V198H179V197ZM184 195H182V197L181 198H184L185 199V197H183ZM167 197L168 196H166V199H167ZM235 197V196H234ZM24 198V197H23ZM155 198V197H154ZM159 198V197H158ZM26 199H28V198H26ZM47 199H49V200H47ZM77 199V198H76ZM160 199V198H159ZM158 199V200H159ZM174 199H175V197H174ZM173 199V200H174ZM188 199V198H187ZM263 199V198H262ZM157 200V201H158ZM164 200H165V198H164ZM163 200V201H164ZM177 200H179V199H177ZM176 200V201H177ZM181 200V199H180ZM223 200V199H222ZM234 200V199H233ZM48 201H50V202H48ZM153 201H154V199H153ZM155 201H156V199H155ZM156 201V202H157ZM160 201V200H159ZM175 201V200H174ZM185 201H187V200H185ZM136 202V201H135ZM179 202V201H178ZM181 202H184L183 201V199H182V201ZM263 202V201H262ZM23 203V202H22ZM153 203H155V202H153ZM153 203L151 204V205H153ZM160 203V202H159ZM159 203H157V204H159ZM223 203V202H222ZM237 203V202H236ZM260 203V202H259ZM156 204V203H155ZM27 205V204H26ZM148 205H150V204H148ZM26 207V206H25ZM155 207H157V205L156 206H154V208ZM159 207V206H158ZM150 208V207H149ZM151 208H152V206H151ZM151 208H150V210H151ZM15 209V208H14ZM17 209V208H16ZM155 209H157V208H155ZM154 210V209H153ZM153 210H152V212H153ZM158 210H159V208H158ZM154 211H156V210H154ZM14 212V211H13ZM147 212V211H146ZM149 213H150V211H148ZM158 212V211H157ZM255 212V211H254ZM216 213V212H215ZM264 213V212H263ZM14 214V213H13ZM151 214V213H150ZM10 215V214H9ZM120 215H121V213H120ZM2 216V215H1ZM4 216V215H3ZM14 216V215H13ZM122 216V215H121ZM120 216V217H121ZM8 217V216H7ZM30 217V216H29ZM3 218V217H2ZM17 218V217H16ZM122 218V217H121ZM143 218V217H142ZM57 219H55V220H57ZM49 220H51V219H49ZM119 220V219H118ZM120 220H122V219H120ZM124 220V219H123ZM261 220V219H260ZM62 221V220H61ZM77 221H78V216H77V214H76V211L75 210H73V220L72 221H70V223H69V226H67V227H65L64 228V231H65V234H64V236H63V238H62V243H66V242H68L69 240H71L73 237H74V235H75V233L77 232ZM40 222V221H39ZM42 222V221H41ZM51 222V221H50ZM59 222V221H58ZM63 222V221H62ZM136 222V221H135ZM59 223H61V222H59ZM163 223V222H162ZM33 224V223H32ZM44 224V223H43ZM115 224V223H114ZM128 224V223H127ZM129 225V224H128ZM242 225V224H241ZM245 225V224H244ZM54 227V226H53ZM129 227H130V225H129ZM211 227V226H210ZM134 229H135V227H134ZM160 230V229H159ZM158 230V231H159ZM210 230V229H209ZM221 231V230H220ZM137 232V231H136ZM139 233L141 234L142 232H141V230H139ZM134 234V233H133ZM142 234H144V233H142ZM175 234V233H174ZM136 235V234H135ZM183 235V234H182ZM140 236V235H139ZM139 236L138 235H136L135 236V242H134V245H135V243L137 244H141V242H140V238H139ZM145 236V235H144ZM161 236V235H160ZM160 236H158V238L160 237ZM163 236V235H162ZM170 236L171 235H169V236H167L166 237V239H162V237H161V239H162V241L163 240H168V244H169V246H163L164 245V241H163V243L162 242H160V243H162V244H158V246L154 249L153 248V246H152V242H154V241H150L149 240V238H147V237H149V236H147L146 235V237L145 238H147L146 239V243H147V245H146V247L149 249V251H150V253H149V256L151 257V255L152 254H154V253H152V251L153 252H156L157 253V251H159L160 253H162V255L160 254V258L162 257V264H178V260H177V252L180 250V243H181V241H180V237H179V241L178 240H176L175 239V237L172 235L171 237H174V238H170ZM249 236V235H248ZM142 237H143V235H142ZM105 238V237H104ZM107 238H109V237H107ZM164 238H165V236H164ZM143 239V238H142ZM141 239V240H142ZM160 239V238H159ZM101 240V239H100ZM99 240V241H100ZM110 240V239H109ZM109 240L106 242V243H104L105 241H103L102 240V242H103V244L100 242L99 244H102L103 246L105 245V246H109ZM111 241V240H110ZM112 241L114 242V240L112 239ZM160 241V240H159ZM227 241V240H226ZM264 241V240H263ZM92 242V241H91ZM109 242V243H108ZM113 242H112V245H113ZM133 242V241H132ZM167 242V241H166ZM170 242V243H169ZM36 243V242H35ZM38 243H41V244H44V242H38ZM52 242H50L49 244H51ZM96 243V242H95ZM145 243V244H146ZM264 243V242H263ZM111 244V243H110ZM115 244V243H114ZM154 244V243H153ZM155 244H156V242H155ZM154 244V246H156ZM56 245V244H55ZM95 245V244H94ZM97 245V244H96ZM166 245H167V243H166ZM10 246H12V244H10L9 242H5V241H0V248H2V249H6V248H8V247H10ZM137 246V245H136ZM31 247V246H30ZM109 247H111V245L109 246ZM101 248H102V246H101ZM104 248V247H103ZM263 248H264V245H261V242H254V245H253V250H252V252L250 253V255H252L253 256V263L252 264H257V262L256 261H258V259L256 260V258H255V256H256V253L258 252V251H261V250H263ZM105 249H106V247H105ZM147 249V250H148ZM100 251V250H99ZM148 251V252H149ZM97 253V259L96 260H94V263H92V264H120L119 262H118V260L116 261L115 260V258L116 257H114V255L113 256H111L112 254H110L108 251L107 252H105V251H102L101 250V253L102 254H100V252H96ZM156 253L154 254V255H156ZM181 253V252H180ZM260 253V252H259ZM262 253V252H261ZM226 254V255H225ZM223 253L222 252V255H221V259H219V260H221V262L223 261V259L225 258V256H227V254L228 253ZM230 255V254H229ZM262 255V254H261ZM264 255V254H263ZM99 256H100V258H99ZM118 257V256H117ZM157 257H159V256H157ZM156 256H155V258H157ZM259 257V256H258ZM118 258H120V257H118ZM147 258H148V256H147ZM153 258H154V256H153ZM262 258V257H261ZM120 260V259H119ZM149 260H150V258H149ZM151 260H152V258H151ZM156 260H158V259H156ZM228 260H230V259H228ZM93 262V261H92ZM150 262V261H149ZM148 262V263H149ZM154 262V261H153ZM159 262H161V261H159ZM184 262V261H183ZM122 263V262H121ZM158 263V262H157ZM180 263V262H179ZM155 264V263H154ZM159 264V263H158Z\"/></svg>",
  "mask_w": 264,
  "mask_h": 264
}]
</instances>
